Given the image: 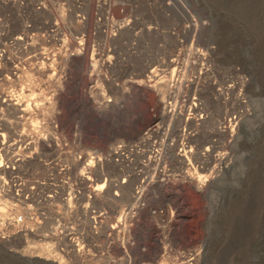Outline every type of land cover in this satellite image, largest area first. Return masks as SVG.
I'll list each match as a JSON object with an SVG mask.
<instances>
[{"label":"rangeland","instance_id":"1","mask_svg":"<svg viewBox=\"0 0 264 264\" xmlns=\"http://www.w3.org/2000/svg\"><path fill=\"white\" fill-rule=\"evenodd\" d=\"M175 1L48 0L36 12L31 5L0 0V90L20 89L5 79L14 64L46 82L50 72L39 67L57 58L64 75L60 84L48 81L42 87L54 92L56 121L66 137L78 133L84 147L100 150L115 140L140 138L164 103L149 77L157 73L171 84L177 79L176 93L197 96L204 115L190 110V102H178L180 118L165 119L134 156L132 167L149 175L145 206L126 228L101 230L91 239L93 263L79 260L67 242H59L67 264H264V0ZM27 23L37 34L38 49L16 52L12 42L27 33ZM93 56L96 64L108 66L99 77L91 75ZM95 79L99 92L93 94ZM105 92L112 98L108 106L101 104ZM235 112L241 120L233 133L229 120ZM186 133L194 136L196 179L214 171L202 190L176 159ZM157 140L161 145L153 149ZM218 151L227 156L221 173L214 170L221 167ZM205 153L211 154L208 170L200 168L198 155ZM158 159L169 170L162 180ZM24 169L43 172L37 161ZM132 176L135 195L139 176ZM13 216L0 201V222ZM119 216L114 212L112 220ZM42 236L0 224V264L49 260L25 251Z\"/></svg>","mask_w":264,"mask_h":264},{"label":"built area","instance_id":"2","mask_svg":"<svg viewBox=\"0 0 264 264\" xmlns=\"http://www.w3.org/2000/svg\"><path fill=\"white\" fill-rule=\"evenodd\" d=\"M12 1L21 7L31 5L36 8V12H42L48 6V0ZM52 1L54 3V0ZM26 27L27 33L16 36L12 42L16 52L22 48L27 51H31L33 47L38 49L39 43L34 41L37 34L30 31L32 24L27 23ZM49 60L51 62L48 66L41 64L39 68L47 69L50 72L48 75L54 74L61 82L64 76L63 67L58 62H53L57 58L50 57ZM50 64L53 65L52 68ZM14 65L13 73L9 76L21 87L15 91L0 90L4 91L0 99H6L10 93L16 97L14 100L17 103L20 96L29 94L32 90L26 85L27 82L21 84L26 74L23 72L24 68L17 63ZM47 82L48 76L45 83ZM45 88H36L34 94L30 96L33 98L31 101L35 100L32 102L35 107L31 110H20L17 113L0 110V197L9 201L5 208L10 207L14 212L13 217L2 219L0 224L3 229L31 232L36 236H42L38 234L39 232L53 231L52 236L44 234L43 240L45 236L53 237L58 250L59 242H67L74 253L78 256L82 254L84 260L89 258L90 261L94 258L92 247L95 245L91 239L101 230L126 228L129 218L145 206L144 185L148 182L149 175H145L143 168L132 167V164L134 156L143 151L145 142L162 129L157 130L155 126L150 130L154 125L152 123L137 140H115L105 150L84 147L78 139V133L74 139L62 133L56 121L60 112H37L38 99L43 100L42 98L46 97L41 104L42 107L49 101H55L54 92L46 93ZM42 91L44 94L40 96ZM111 101V96H108L109 105ZM104 103L101 102L103 105ZM168 104L172 108L175 103L168 100ZM188 135L194 138L186 133L179 151ZM158 145L161 143L157 140L153 149ZM193 147L192 143L189 147L190 155L186 158V163L192 164L191 171L195 168L196 153ZM207 149L210 150L209 146ZM198 156L203 160L207 158V161L211 159L210 153ZM215 156L221 167L216 166L214 170L221 173L226 168L227 156L221 151L215 153ZM31 161L39 162L43 172L25 170ZM158 162V177L162 180L168 173L164 177L160 176L161 169L166 167H161L159 159ZM141 164L143 167L145 161H141ZM213 172L209 176H212ZM136 174L139 176V185L136 186L134 202L131 203V209L125 205L123 210H131V213H119L115 209L114 200L124 198L125 190L131 184L132 175ZM154 178L155 176H152L151 181H154ZM114 212L120 214L116 222L112 220Z\"/></svg>","mask_w":264,"mask_h":264},{"label":"bare ground","instance_id":"3","mask_svg":"<svg viewBox=\"0 0 264 264\" xmlns=\"http://www.w3.org/2000/svg\"><path fill=\"white\" fill-rule=\"evenodd\" d=\"M54 1L57 2V1H61V0H54ZM176 1H178V0H176ZM63 55L65 56V58H67L68 53L65 52ZM92 59H93L94 63L91 65L92 66L91 67L92 68L91 75L96 74L99 77L101 69L104 68V67H108V66L107 65L96 64L97 62H96L94 56L92 57ZM175 61L177 63V59L173 60V62H175ZM53 62H57V60H53ZM49 66L51 68L53 67L52 64H50ZM91 68H89V69H91ZM176 68H177V66L175 67V69ZM54 76H55L54 74L53 75L52 74L48 75V81H49L50 85L60 84V79H57ZM149 77L150 78L152 77L151 80L154 82V86L157 87L159 89V91H160L159 92V97H160V99L162 101H164V103L162 105L161 113L159 115H155V117L153 119V122H152V123H154V125L151 126L150 130L153 129L155 126H156L157 130L162 129L165 119H169V120L179 119L180 116H181L180 112L183 110L181 108V106H179V104H178V102L181 101V100H183L185 104H186V102H190V104H189L190 110H193L194 113H196V115H200V114L202 115V112H201L202 110L200 109V107H199V105L197 103V100H198L197 96H192V95H189V94L183 95L182 91H179L178 93H176L174 91L175 90L174 89V85L177 84V79H175V78L173 80L170 79L171 81L174 82V84H171L170 81H167V80L164 79V76H161V73H157L155 75V78H153V75H151ZM5 79H6L7 82L13 83V80L11 79L10 76L6 75ZM24 82H27L26 85L28 87H30V90H32V92L29 93V94H24V95L20 96L19 100L17 101V103L14 100L16 98L14 95H12L10 93L7 94L8 97L6 99H4V100L0 99V110L1 111H7V112H10V113H17V112H20V110H31L32 107H35L34 103H32L35 100L31 101V99H33V98L30 97V96L32 94H34L36 88L42 89L43 88L42 86H43V84L45 82L43 81V78L41 77V75H35L34 73H30V76H28L27 73L24 74L23 79L21 81V84H23ZM90 90H91V93H93V94H96V93L99 92V80L98 79L94 80L93 84L90 87ZM3 92L4 91H0V95H3ZM43 94H44L43 91L40 92V96H43ZM107 97H108V95H106V92L101 94V100L105 102L104 104L106 106L109 105L107 103ZM240 98L241 97H239V99ZM42 99L44 100V99H46V97H43ZM38 100H39L37 102V107H38L37 109H39V110H37L38 113L56 111L55 101H49L48 104L43 105V107H42L41 104L44 103V101L40 100V99H38ZM168 100L174 101L175 104L172 106V108L169 107ZM240 112L238 114H236V112H235V115L232 118H230L229 128H231V131L233 133L237 130L239 122L241 120L240 116H241L242 112L241 113ZM193 140H194V138L188 135L186 137L185 141H184L182 149L176 154V158L178 160H180V162L183 165V167L187 168V171H188L190 177H191V173L193 174L192 177H195V174L197 175V173L194 174V172L191 171L192 164L190 162L186 163V158H187L188 155H190L189 147H191V144H192ZM202 163H204V165H202L200 168L208 170L209 167L207 165L210 164V163L207 161V158L205 160H203ZM198 170H199V168H196V172H199ZM167 173H169V170L166 169V168H163L160 171V176L164 177L165 175H167ZM208 176H209L208 174H199V176H197V179L195 177V179L197 180V186L196 187L198 189H200V190L204 189L203 186L205 185V182H207L209 180ZM214 183H215V181H212L210 184H214ZM219 188L221 190L223 188V186L219 187ZM133 197H134V193H133V191L131 189V185H129L126 188V190H125L124 198L121 199V200H116V199L114 200L115 209L118 210L119 213H129V212L131 213V210L130 211L129 210L123 211V210H124V206L125 205H128V208L131 209L130 206H131V202L133 200ZM0 201H1V204H3L2 207H6L9 204L8 200H6V199L4 200L1 197H0ZM53 240H54L53 237L49 238L48 236H45L43 241H40V240L39 241H30L26 245L25 251H28L33 256H38V255H34L36 252H38L40 254H45L47 256V258H49V260L42 259V258L41 259L37 258L38 260H32V264H67V261L65 260L64 255L58 250V247L55 244L56 242H53ZM83 257L84 256L82 254H79V260H81ZM30 259L31 258H29L28 260H30ZM90 261H91V263H93L92 262L93 259H90ZM163 264H165V263H163Z\"/></svg>","mask_w":264,"mask_h":264}]
</instances>
